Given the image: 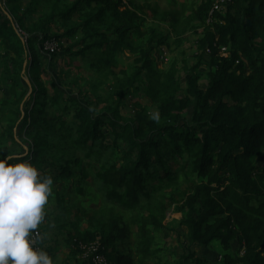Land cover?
Returning <instances> with one entry per match:
<instances>
[{
  "label": "trees",
  "instance_id": "obj_1",
  "mask_svg": "<svg viewBox=\"0 0 264 264\" xmlns=\"http://www.w3.org/2000/svg\"><path fill=\"white\" fill-rule=\"evenodd\" d=\"M148 4L0 0V75L9 82V97L0 102V157L30 161L54 184H71L53 189L56 197L70 190L88 213L86 230L68 239L74 253L78 242L98 241L108 264H145L154 258L150 228H163L168 200L192 185L182 204L187 246L175 264H215L191 250L213 241L225 251L218 264H264V169L255 162L264 156V0H229L208 25L212 0H201L184 21ZM152 9L175 34L195 19L204 26V87L201 60L182 90L174 64L155 67L153 44L164 37L150 33L144 44L133 38L144 36L139 23ZM51 41L78 61L76 71H90L85 83L98 100L81 91L80 77L66 80L70 69L51 76ZM224 47L226 56L219 53ZM125 50L134 55L133 70L118 74L117 55ZM139 93L147 102H133V114L123 115ZM153 111L159 122L149 118ZM235 239L240 253L233 256Z\"/></svg>",
  "mask_w": 264,
  "mask_h": 264
},
{
  "label": "rangeland",
  "instance_id": "obj_2",
  "mask_svg": "<svg viewBox=\"0 0 264 264\" xmlns=\"http://www.w3.org/2000/svg\"><path fill=\"white\" fill-rule=\"evenodd\" d=\"M137 3L145 4L149 3L152 8L158 7L160 11L171 10L177 12L179 16L182 17L184 21L188 15L191 14L193 10L200 4L201 0H136ZM229 0H212L213 7L209 10L208 17L205 20L206 25L210 24L212 20V12L214 10L223 13L225 11L226 5ZM147 12L142 15L143 21L139 23V31L144 35L140 38L136 33L133 38L139 44H144L146 39L149 38L150 33L158 34L164 39L161 44H156L158 39L154 41V51L153 59L155 61V67L160 70H165L170 64H174L176 68L177 76L180 80L182 90L185 88L186 77L190 74V69L201 60L198 71L202 73L200 83L204 87L206 79L204 73L207 72V63L209 60V53L207 50L203 52L200 48V38L203 36L204 26H199L198 20H192L187 25H182L183 29L179 31V26L176 33L171 30L169 24L164 20L160 19L159 16L153 12ZM181 29V28H180ZM56 42V41H55ZM149 47V45H148ZM57 55L54 60L49 63V73L56 80L59 78L56 73L59 69H70V78L66 79L72 80L74 77H80L81 91L88 93V98L97 99L94 97L90 86L85 83V79H91L90 71L86 68L76 71L74 64L75 59L68 58L63 53V48L58 44L56 50ZM220 55H228L227 48H220ZM119 58L118 74L119 71H126L129 74L133 70V59L134 55L128 51H123L117 55ZM68 65H73L71 68ZM1 68V65H0ZM64 71V70H63ZM63 78V75L61 74ZM111 81L107 80L104 86H101L97 91L101 97H105L107 90L109 88ZM9 82L7 78H3L0 75V102L4 98L9 97ZM70 92H77V88L74 86L70 87ZM181 91L180 96H184L185 93ZM140 101L146 103L147 99L142 95L131 96L127 100V106L122 109L123 115H132L134 107L133 102ZM98 107H101L98 105ZM191 108L188 110L190 114ZM3 125L0 124V131ZM256 165L264 169V156H260L255 160ZM99 165L94 164V168H98ZM84 170V168H83ZM71 184L66 186L61 183H55L54 187L63 190L65 187H69ZM76 187V191L81 192V188ZM192 185H184L181 191L176 194L173 198L168 200V207L166 211V216L163 221V228H150V236L152 237V245L150 247L151 255L154 257L149 261H145V264H175L178 260V255L185 253V248L187 244L185 243V233L186 228L181 223V219L185 215V211L182 210V204L185 201L186 195L190 192ZM58 201L63 202L62 206ZM78 197L75 194H71L70 190L68 194L62 197L55 196V189H53V194L49 198V202L46 205V217L45 221L40 225L39 232L44 235V239L40 242L36 241V247L43 248L52 256L53 264H94L89 257L85 256L84 252H75L71 247L68 239L70 235H73L75 229L84 231L87 228L86 219L87 214L84 211L78 209ZM239 241L234 240L231 244V249L229 253L233 256L238 255L240 252L238 250ZM74 247V246H73ZM191 250L198 257H203L213 261L218 264L222 261V256L225 251L221 248L218 241H213L208 245H198L195 244ZM132 253L135 254L137 259H139L140 254L138 252V247L136 245L132 246ZM190 264L189 260L187 264Z\"/></svg>",
  "mask_w": 264,
  "mask_h": 264
},
{
  "label": "clouds",
  "instance_id": "obj_3",
  "mask_svg": "<svg viewBox=\"0 0 264 264\" xmlns=\"http://www.w3.org/2000/svg\"><path fill=\"white\" fill-rule=\"evenodd\" d=\"M149 118L159 122V112H150ZM12 160L0 157V264H53L48 252L36 247L44 239L39 227L53 194V177L41 176L30 161Z\"/></svg>",
  "mask_w": 264,
  "mask_h": 264
},
{
  "label": "built area",
  "instance_id": "obj_4",
  "mask_svg": "<svg viewBox=\"0 0 264 264\" xmlns=\"http://www.w3.org/2000/svg\"><path fill=\"white\" fill-rule=\"evenodd\" d=\"M57 46H58L57 42L51 41L50 43L45 45V49H46L45 51L53 52L56 50ZM76 247L79 248L80 251L84 252L85 256L89 257L94 264L109 263L105 258V256L100 253L98 241H92L88 243L78 242Z\"/></svg>",
  "mask_w": 264,
  "mask_h": 264
}]
</instances>
